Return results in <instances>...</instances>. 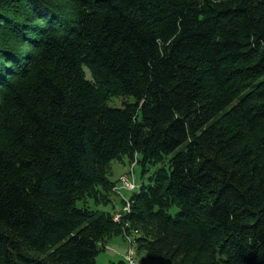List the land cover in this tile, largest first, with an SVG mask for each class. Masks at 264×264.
I'll use <instances>...</instances> for the list:
<instances>
[{
    "label": "trees",
    "instance_id": "16d2710c",
    "mask_svg": "<svg viewBox=\"0 0 264 264\" xmlns=\"http://www.w3.org/2000/svg\"><path fill=\"white\" fill-rule=\"evenodd\" d=\"M125 227L139 264H264V0H0V264Z\"/></svg>",
    "mask_w": 264,
    "mask_h": 264
},
{
    "label": "rangeland",
    "instance_id": "374dc122",
    "mask_svg": "<svg viewBox=\"0 0 264 264\" xmlns=\"http://www.w3.org/2000/svg\"><path fill=\"white\" fill-rule=\"evenodd\" d=\"M86 76L88 79H90V75L88 71L86 70ZM121 97L113 98L111 101L108 102L109 106H120L121 104ZM112 170H111V176L110 179L112 181H117L119 176L124 174H130L131 167L132 171L134 172V178L137 183H141L140 180V168L137 164L133 166V164H130L128 159L125 157L121 161H113L112 164ZM116 187V186H115ZM113 194L109 195V202L104 205H99L98 208L102 209L104 211H107L112 216L111 219L114 223L118 222L116 219H114V216L120 212H122V209L124 208L126 204V200L130 195V192L125 190H120L119 192L114 190L113 188ZM92 205V203L90 202ZM131 229L128 227L123 228L122 235L118 237H113L106 243V248L100 252L95 259V264H110L112 262H117L120 259H124L125 255L127 254L130 246L135 252V249L133 247V244H129V239L133 240V237H135L137 234L134 232H130ZM129 238V239H128ZM135 259L137 262L141 259L140 256H135ZM147 264V263H146ZM148 264H167L165 261L157 260V261H151L148 262Z\"/></svg>",
    "mask_w": 264,
    "mask_h": 264
},
{
    "label": "built area",
    "instance_id": "2783aa9c",
    "mask_svg": "<svg viewBox=\"0 0 264 264\" xmlns=\"http://www.w3.org/2000/svg\"><path fill=\"white\" fill-rule=\"evenodd\" d=\"M136 188H137V184L135 182L134 173L132 172V167H131L130 174H124V175L119 176V178L117 180L116 187H114V190H116L118 192L120 190H125V191H128V192H132ZM129 211H130V204H129V200L127 198L126 204H125L124 208L122 209V212L116 214L114 216V219H116L117 221L120 220V217L123 214H125V213H127ZM131 243L133 244V240L129 239V244L131 245ZM131 246H130L127 254L124 257V261L127 264H139L137 262V260L135 259V252H134V250L132 249Z\"/></svg>",
    "mask_w": 264,
    "mask_h": 264
}]
</instances>
